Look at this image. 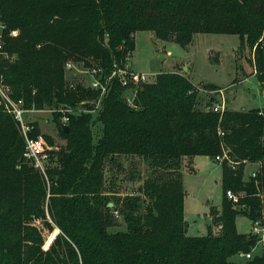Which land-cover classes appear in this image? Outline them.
Wrapping results in <instances>:
<instances>
[{"label": "trees", "instance_id": "trees-1", "mask_svg": "<svg viewBox=\"0 0 264 264\" xmlns=\"http://www.w3.org/2000/svg\"><path fill=\"white\" fill-rule=\"evenodd\" d=\"M0 24V79L25 108H93L99 92L66 83L64 63L93 56L92 65L109 73L134 50L139 31L182 47L197 33L236 34L264 82V0H0ZM125 90L114 81L102 97L95 143L89 114L71 116L67 132L57 123L66 150L47 168V179L22 159L24 141L0 108V264H264V255L231 260L259 239L238 232L236 216L264 227V113L196 110V86L175 73L141 84L133 100L138 109L126 105ZM223 150L236 165L221 164V214L213 219L221 230L188 236L180 160ZM120 156L147 160L150 175L139 194L121 197L112 180L105 189L106 163L120 169ZM254 162L257 176L242 179L245 164ZM228 189L242 196L228 199ZM45 208L61 233L46 251L41 230L29 224L44 218ZM115 211L125 230L110 231Z\"/></svg>", "mask_w": 264, "mask_h": 264}, {"label": "rangeland", "instance_id": "rangeland-1", "mask_svg": "<svg viewBox=\"0 0 264 264\" xmlns=\"http://www.w3.org/2000/svg\"><path fill=\"white\" fill-rule=\"evenodd\" d=\"M129 53L131 55L129 64L136 71L148 75L147 83H154L159 73H175L187 77L198 91L196 110L208 111L214 99V102L224 101L223 111L246 112L255 108L264 113V82H259L256 77L252 50L236 34L197 33L189 44L182 47L173 40H159L150 31H139L134 35V50L128 51ZM69 62L71 66L67 67L66 64ZM94 62L96 59L93 56L80 60L68 59L63 67L64 81L68 84L79 83L87 88L89 68L95 66L92 65ZM207 83L222 89L221 96L202 87ZM4 86L9 88L7 93L10 95L12 91L9 85ZM125 103L132 109L139 108L133 104L130 106L126 100ZM0 108L7 112L4 105ZM94 108H96L95 111H92ZM100 108L101 103L100 105L94 103V107L90 108L91 112H86L90 115L94 143L102 133V122L96 120ZM56 109H58L57 106L53 105L44 106L42 109L32 106L26 112V121L37 125V135L42 136L46 144L49 157L47 168L55 167L59 152L63 153L66 150L67 140L58 129L59 116ZM119 162L120 169L116 165L111 166L110 163H106L105 189L109 188V180H112L117 194L121 197L139 194L143 181L150 175L147 160L138 156H120ZM180 164L182 183L186 190L184 201L186 234L188 236L206 235L211 226V220L221 214L222 165L215 161L214 157L206 155L182 157ZM256 169L258 173V163H246L243 167L242 179H248L249 174ZM113 173L114 178H112ZM230 190L235 197L242 196L241 192ZM110 207H113V204ZM113 213L116 225L111 227L110 231L125 230L121 215L117 211ZM49 219L51 217L45 208L44 218L35 217L29 221L31 226L41 230V249L47 236L56 226L52 219L53 224ZM235 222L238 232H252V222L245 215H237ZM212 223L211 232L216 235L221 230V226L218 222L213 221ZM47 224L51 229H48ZM258 238L262 239L260 236ZM250 253L251 255H264V239L258 241ZM245 259V254L240 252L231 258L240 263H243Z\"/></svg>", "mask_w": 264, "mask_h": 264}, {"label": "built area", "instance_id": "built-area-1", "mask_svg": "<svg viewBox=\"0 0 264 264\" xmlns=\"http://www.w3.org/2000/svg\"><path fill=\"white\" fill-rule=\"evenodd\" d=\"M2 25L0 24V30ZM12 35H16L17 31H12ZM2 43L0 41V49ZM1 56V51H0ZM130 55L127 53L124 57V60L121 65L114 62L110 72L104 73L102 67L93 66L89 68V81L86 85L87 88L96 90L99 92V98L95 101V104L98 103L100 105L102 97L110 88L111 84L114 81H117L121 86L126 87L124 91V99L127 103L132 106L135 105L133 100L135 98L137 88L143 84L147 83L149 77L144 72L136 71L131 67L129 64ZM67 67L71 66V63L66 64ZM103 75H105L103 77ZM91 76V77H90ZM5 84L0 79V106L4 105L7 112L10 113L18 127L20 136L24 141V150L22 154V159H24L27 163H29L34 169H36L41 175L46 178V170L48 166V153L46 151V144L44 139L40 135L32 136L31 133L34 130V125L26 121V112H28V108L23 106L22 100H14L11 98L9 93L8 87L4 86ZM7 90V91H6ZM210 92L217 93L221 96L222 89H213L209 90ZM212 104L210 109L213 112L221 113L224 110V101L221 102H214L212 99ZM94 102V101H93ZM94 108L92 111H95ZM56 112L59 113V123L67 124L70 121L71 116H77L81 113L91 112V109L85 107H77L74 108L73 106L69 105H61L56 109ZM218 134L223 136V131L219 130ZM214 160L218 163L222 164L226 162L227 165L234 169L236 162L227 154V150H223L222 154L214 156ZM259 165V164H258ZM257 176V169L252 171L248 177L255 178ZM226 196L229 199H236L237 197L232 194L230 189L226 190ZM50 223H52L51 219H49ZM53 224V223H52ZM53 231L47 236V239L44 241L42 245V249L44 251L48 250L52 242L57 238L60 234V230L54 226ZM252 234L256 235L257 237L260 236L262 239H258V241L264 239V227L259 223L258 220L252 222ZM246 258L251 257V253L245 254Z\"/></svg>", "mask_w": 264, "mask_h": 264}, {"label": "water", "instance_id": "water-1", "mask_svg": "<svg viewBox=\"0 0 264 264\" xmlns=\"http://www.w3.org/2000/svg\"><path fill=\"white\" fill-rule=\"evenodd\" d=\"M60 124V128L62 131L67 132L69 130V126L67 124H63V123H59ZM108 206H112V203H108Z\"/></svg>", "mask_w": 264, "mask_h": 264}, {"label": "crops", "instance_id": "crops-1", "mask_svg": "<svg viewBox=\"0 0 264 264\" xmlns=\"http://www.w3.org/2000/svg\"><path fill=\"white\" fill-rule=\"evenodd\" d=\"M185 191H186V190H185ZM185 198H186V195H185ZM184 201H185V199H184ZM212 222H213V219H212L211 222H210V223H211V227H213V223H212Z\"/></svg>", "mask_w": 264, "mask_h": 264}]
</instances>
